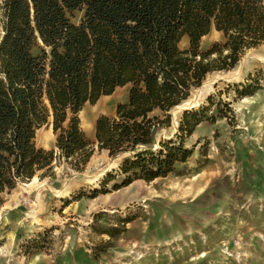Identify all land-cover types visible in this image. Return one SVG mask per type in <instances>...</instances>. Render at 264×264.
<instances>
[{"label":"trees","instance_id":"1","mask_svg":"<svg viewBox=\"0 0 264 264\" xmlns=\"http://www.w3.org/2000/svg\"><path fill=\"white\" fill-rule=\"evenodd\" d=\"M212 29L222 39L203 50ZM262 44L264 0H0V208L4 193L56 166L83 171L94 145L120 163L93 197L114 176L120 181L112 189L171 174L192 155L185 138L208 117L214 96L184 110L177 130L164 136L169 111L209 73L233 69ZM260 79L250 73L235 83L238 96L253 94ZM125 85L127 100L97 117L91 141L80 111ZM45 124L55 148L36 146Z\"/></svg>","mask_w":264,"mask_h":264},{"label":"rangeland","instance_id":"2","mask_svg":"<svg viewBox=\"0 0 264 264\" xmlns=\"http://www.w3.org/2000/svg\"><path fill=\"white\" fill-rule=\"evenodd\" d=\"M217 32L201 38L203 50L222 39ZM187 44L184 38L180 47ZM250 73L261 77L259 89L238 96L234 84L246 83ZM216 74L222 77L211 80ZM128 88L84 105L80 125L91 141L97 117L113 115ZM209 95L211 117L185 138L192 155L165 177L112 189L120 181L114 176L93 197L120 163L94 145L83 171L59 165L4 193L0 264H264V44L233 69L209 73L179 104L187 105L169 111L163 135L172 136L184 110L209 105ZM36 133L37 147L55 148L51 124Z\"/></svg>","mask_w":264,"mask_h":264},{"label":"bare ground","instance_id":"3","mask_svg":"<svg viewBox=\"0 0 264 264\" xmlns=\"http://www.w3.org/2000/svg\"><path fill=\"white\" fill-rule=\"evenodd\" d=\"M217 33H220V32H217ZM220 77H222V75L220 76L219 74H216V75H214L212 78H211V80H216L217 78H220ZM210 87V83L209 84H206V86L204 87L205 89H208ZM188 103H184V104H182V105H177V106H175L173 109H172V113L173 114H175V111H177V109L178 108H181V107H183V106H185V105H187ZM190 105V104H189ZM190 107V106H189ZM82 126V125H81ZM92 129H94V125H93V128ZM38 131V129L36 130V132ZM40 134L41 133H36V139H39V136H40ZM33 180H36V176H34L32 179H31V181H33Z\"/></svg>","mask_w":264,"mask_h":264}]
</instances>
